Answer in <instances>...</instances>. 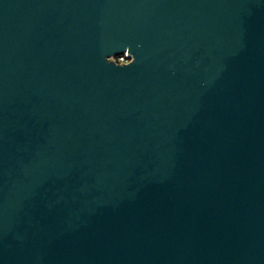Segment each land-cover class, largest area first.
I'll list each match as a JSON object with an SVG mask.
<instances>
[{
    "label": "water",
    "instance_id": "water-1",
    "mask_svg": "<svg viewBox=\"0 0 264 264\" xmlns=\"http://www.w3.org/2000/svg\"><path fill=\"white\" fill-rule=\"evenodd\" d=\"M0 264H264V0H0Z\"/></svg>",
    "mask_w": 264,
    "mask_h": 264
},
{
    "label": "built area",
    "instance_id": "built-area-1",
    "mask_svg": "<svg viewBox=\"0 0 264 264\" xmlns=\"http://www.w3.org/2000/svg\"><path fill=\"white\" fill-rule=\"evenodd\" d=\"M131 56L127 52L124 53L123 55L116 57L114 60L117 61L118 63H127L131 61Z\"/></svg>",
    "mask_w": 264,
    "mask_h": 264
},
{
    "label": "clouds",
    "instance_id": "clouds-1",
    "mask_svg": "<svg viewBox=\"0 0 264 264\" xmlns=\"http://www.w3.org/2000/svg\"><path fill=\"white\" fill-rule=\"evenodd\" d=\"M105 60H106V63L110 64V62L108 61L107 57L105 58ZM134 62H135V56L133 57L132 61H130L128 64H126L124 66H119V65H115V66H117V67H127V66L132 65Z\"/></svg>",
    "mask_w": 264,
    "mask_h": 264
}]
</instances>
